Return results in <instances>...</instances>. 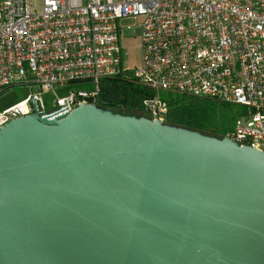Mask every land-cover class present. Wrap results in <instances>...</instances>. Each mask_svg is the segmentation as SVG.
I'll list each match as a JSON object with an SVG mask.
<instances>
[{"label": "water", "instance_id": "95a60500", "mask_svg": "<svg viewBox=\"0 0 264 264\" xmlns=\"http://www.w3.org/2000/svg\"><path fill=\"white\" fill-rule=\"evenodd\" d=\"M0 264H264V152L95 104L15 119Z\"/></svg>", "mask_w": 264, "mask_h": 264}, {"label": "built area", "instance_id": "2783aa9c", "mask_svg": "<svg viewBox=\"0 0 264 264\" xmlns=\"http://www.w3.org/2000/svg\"><path fill=\"white\" fill-rule=\"evenodd\" d=\"M128 18L139 19L141 63L130 72L154 94L143 102L151 119L168 113L161 92L234 105L240 112L226 136L264 152V0H41L39 10L0 0V94L35 88L0 109V128L96 105L100 81L127 71L119 22Z\"/></svg>", "mask_w": 264, "mask_h": 264}, {"label": "trees", "instance_id": "16d2710c", "mask_svg": "<svg viewBox=\"0 0 264 264\" xmlns=\"http://www.w3.org/2000/svg\"><path fill=\"white\" fill-rule=\"evenodd\" d=\"M153 95V92L141 86L134 79L130 71H125L121 75L100 81L95 103L98 107L114 113L134 116L135 114L130 112H141L144 117L151 118L143 111V102ZM162 100L168 106V113L164 119L165 124L219 139L228 134L221 114L224 109L231 111L230 105L182 95H169L168 98ZM241 111L245 112V110Z\"/></svg>", "mask_w": 264, "mask_h": 264}, {"label": "rangeland", "instance_id": "374dc122", "mask_svg": "<svg viewBox=\"0 0 264 264\" xmlns=\"http://www.w3.org/2000/svg\"><path fill=\"white\" fill-rule=\"evenodd\" d=\"M30 4L33 9L39 10L41 0H30ZM139 19L136 18H128L123 19L119 22L120 32H119V48L121 53V64L124 70L131 71L135 68H138L141 63V50H140V39L135 33L133 27L136 23H138ZM68 87L72 89L79 90H91V83H72ZM35 91L34 87L27 86H16L0 94V109H3L19 100L26 98L28 95ZM55 92L64 96L67 93V89L55 88ZM161 99L168 98L169 94L160 93ZM44 103L48 106L49 102L44 101ZM231 106V111L224 109L221 114V119L224 124V127L229 131L232 130L234 121L236 119V112L240 110L239 107ZM143 111L147 113L144 108ZM131 114H135L136 116H143L141 112H130ZM148 114V113H147Z\"/></svg>", "mask_w": 264, "mask_h": 264}]
</instances>
